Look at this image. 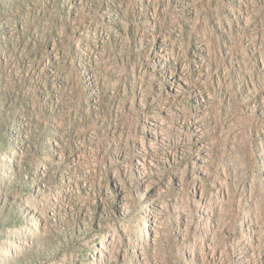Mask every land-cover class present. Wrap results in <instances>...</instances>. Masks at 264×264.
<instances>
[{
	"label": "rangeland",
	"instance_id": "rangeland-1",
	"mask_svg": "<svg viewBox=\"0 0 264 264\" xmlns=\"http://www.w3.org/2000/svg\"><path fill=\"white\" fill-rule=\"evenodd\" d=\"M0 264H264V0H0Z\"/></svg>",
	"mask_w": 264,
	"mask_h": 264
}]
</instances>
